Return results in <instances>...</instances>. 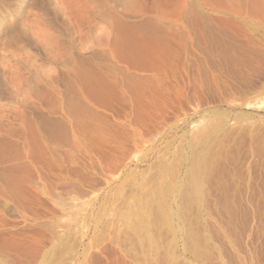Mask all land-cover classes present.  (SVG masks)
I'll list each match as a JSON object with an SVG mask.
<instances>
[{
    "label": "rangeland",
    "instance_id": "1",
    "mask_svg": "<svg viewBox=\"0 0 264 264\" xmlns=\"http://www.w3.org/2000/svg\"><path fill=\"white\" fill-rule=\"evenodd\" d=\"M178 1L0 0V264H264V13Z\"/></svg>",
    "mask_w": 264,
    "mask_h": 264
},
{
    "label": "bare ground",
    "instance_id": "2",
    "mask_svg": "<svg viewBox=\"0 0 264 264\" xmlns=\"http://www.w3.org/2000/svg\"><path fill=\"white\" fill-rule=\"evenodd\" d=\"M129 1H131V0H129ZM251 1H253V3H254L253 6H254L255 12L264 13V0H251ZM177 2H179V1L177 0ZM128 4H131V3H128ZM174 8L175 7H173V10H174ZM183 10H184V7H182V12H183ZM193 12H195V11H193ZM159 14H161V13H159ZM111 21L114 22L113 28H114V31L116 33L115 38L113 37L114 38L113 44L111 43V45H113L114 49H116V52H117L116 56L118 55L119 58L125 62L131 63V64L140 63V65L144 64L145 66H149V67H153L156 64V62L159 61L160 58H159L158 53H154V52L150 53L149 52V50L151 48H154V47L157 48V44H158L157 41H154L152 47H150L151 43L147 42V40H145L143 38L141 39L138 36L139 30H140L139 26H137V25H126L124 23L117 22L115 18L110 19V21H109L110 24H111ZM172 37H174V35H172ZM230 48H232V47H230ZM118 62H119V60H118ZM71 63H72L71 68L73 69V72L76 69L77 76L82 81V83H84L90 87H93V86H96L99 88L103 87V84L105 83V77L103 76V74L99 70L100 67L91 64L90 67H88L87 69H84L83 67L82 68L80 67L81 64L79 62L73 61ZM133 82H134V80H133ZM133 86H135V85H133ZM196 170H199V166H197L192 171V177H195V174H196L195 171Z\"/></svg>",
    "mask_w": 264,
    "mask_h": 264
}]
</instances>
